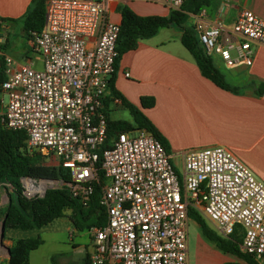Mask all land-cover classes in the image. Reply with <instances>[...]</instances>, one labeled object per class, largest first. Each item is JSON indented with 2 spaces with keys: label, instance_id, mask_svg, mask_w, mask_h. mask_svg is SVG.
<instances>
[{
  "label": "built area",
  "instance_id": "2783aa9c",
  "mask_svg": "<svg viewBox=\"0 0 264 264\" xmlns=\"http://www.w3.org/2000/svg\"><path fill=\"white\" fill-rule=\"evenodd\" d=\"M118 1L127 0L45 1L42 29L29 32L41 69L3 59L2 123L25 132L28 153L45 163L54 156L70 171L65 186L73 197L85 201L100 186L106 223L88 230V264H189V208L222 237L238 227L241 251L264 264V178L221 147L187 151L178 167L145 129L108 138L104 99L119 33L108 14ZM138 1L180 11L185 0ZM204 17L197 14L194 30L205 54L228 67L250 66L254 49L264 47V21L247 9L229 27ZM20 183L27 199L64 185L26 177Z\"/></svg>",
  "mask_w": 264,
  "mask_h": 264
},
{
  "label": "crops",
  "instance_id": "0c3cea01",
  "mask_svg": "<svg viewBox=\"0 0 264 264\" xmlns=\"http://www.w3.org/2000/svg\"><path fill=\"white\" fill-rule=\"evenodd\" d=\"M31 1L0 0V60L11 58L14 68L32 61L27 49L29 44L33 49V45L23 27V17ZM43 1L45 4L46 0ZM199 1H203L199 11H184L185 27L195 29L200 11L205 12V21L227 27L242 9L250 10L264 21V0H196ZM119 6H126L141 17L169 18L171 14L166 7L155 3L118 1L111 5L108 14L118 24ZM181 35L180 29L170 25L150 38L139 40L135 49L117 61L112 76L114 90L136 108H142V97L154 99L153 106L142 108V113L164 138L171 162L173 157L181 161L182 154L190 150L221 147L256 179H263L264 91L259 92L258 87L264 85V47L254 49L250 66L228 67L217 57H211L229 87L221 89L201 74L194 58L182 45ZM15 36L26 39L27 47ZM114 99L119 98L110 97L108 91L104 99L106 111L111 103L116 105ZM198 231L199 250L209 251L217 264L235 261L208 241L199 228Z\"/></svg>",
  "mask_w": 264,
  "mask_h": 264
},
{
  "label": "trees",
  "instance_id": "16d2710c",
  "mask_svg": "<svg viewBox=\"0 0 264 264\" xmlns=\"http://www.w3.org/2000/svg\"><path fill=\"white\" fill-rule=\"evenodd\" d=\"M202 3L203 1L185 0L181 10L171 11L169 18L141 17L128 7L119 6L117 11L120 14V23L116 40L115 68L120 57L135 49L139 40L150 38L159 29L173 25L182 31L181 43L194 58L201 74L219 88L229 89L222 74L213 65L211 57L205 54L195 31L184 26L186 19L184 11L195 13L201 9ZM43 22L44 1L32 0L23 17V27L28 38L30 31L40 32ZM112 76L108 83L110 97L121 100V104L133 116L134 124L111 120L108 111L105 109L108 138L119 132L145 129L160 141L167 150L164 138L153 127L148 118L114 90ZM4 80V61L0 60V85ZM258 91L263 92L264 85H260ZM153 104L154 99L151 97H142L140 100V105L144 109L152 107ZM23 177L33 180L62 181L64 185L47 189L42 197L27 199L21 192L20 178ZM70 180L71 176L68 169L59 165H48L36 152L28 153L26 151L25 132L6 128L0 115V189H10L11 191L8 203L0 212L3 233L9 229L23 231L40 229L53 220L65 216L78 231H88L93 226H103L106 223V213L100 204V186L94 185L93 193L84 201L78 197H73L70 190L65 186ZM12 193L16 197L15 201L11 199ZM188 216L195 222L201 234L208 241L212 242L223 253L235 258V261L223 264H260L254 255L241 251L242 235L238 227L227 237H220L210 229L205 218L194 209L189 208ZM40 244H42V240L39 236L15 240L9 247V257L6 264H29V253L37 249ZM85 260L87 262L86 255Z\"/></svg>",
  "mask_w": 264,
  "mask_h": 264
},
{
  "label": "rangeland",
  "instance_id": "374dc122",
  "mask_svg": "<svg viewBox=\"0 0 264 264\" xmlns=\"http://www.w3.org/2000/svg\"><path fill=\"white\" fill-rule=\"evenodd\" d=\"M20 36H15L14 39H22L25 47H27L26 39L21 38ZM12 39L13 37L11 36L10 40ZM10 43L13 42L10 41ZM27 50L32 59L33 68L41 69L42 56L33 51L31 44H29ZM6 100V95H3L4 104H6ZM112 105L113 104L111 103L107 109L111 120L124 121L131 123L132 125L134 124L133 116L126 107L120 104H116L115 106ZM138 110L143 112L140 107ZM137 132L138 130H132L128 132V134L134 136ZM46 162L55 166L58 159L52 156L47 159ZM172 162L179 167L181 161L178 157H173ZM49 185L55 186L56 183ZM10 192V189H0V212L3 211L4 206L8 203ZM11 199L12 201H15L16 199L13 193L11 194ZM206 222L210 229H212L218 236L222 237L211 222L208 220H206ZM1 224L2 217L0 216V225ZM38 236L41 238L42 244L29 253V264H87L85 255L89 250L88 231L76 230L66 216L55 219L40 229L25 231L9 229L3 233V236H1L0 232V264H6L8 259L7 249L15 240ZM198 236V227L189 217L187 243L189 264H217L216 259L211 257L212 254L209 251L204 252L203 250H199Z\"/></svg>",
  "mask_w": 264,
  "mask_h": 264
},
{
  "label": "water",
  "instance_id": "95a60500",
  "mask_svg": "<svg viewBox=\"0 0 264 264\" xmlns=\"http://www.w3.org/2000/svg\"><path fill=\"white\" fill-rule=\"evenodd\" d=\"M50 182H54V181H50ZM50 188H53V187L52 186H48L46 189H50ZM46 189L44 190V193H45ZM44 193H43V195H44ZM0 232H1V236H3V224L0 225ZM7 254H8V257H9V248L7 249Z\"/></svg>",
  "mask_w": 264,
  "mask_h": 264
},
{
  "label": "bare ground",
  "instance_id": "6f19581e",
  "mask_svg": "<svg viewBox=\"0 0 264 264\" xmlns=\"http://www.w3.org/2000/svg\"><path fill=\"white\" fill-rule=\"evenodd\" d=\"M29 185V184H28Z\"/></svg>",
  "mask_w": 264,
  "mask_h": 264
}]
</instances>
